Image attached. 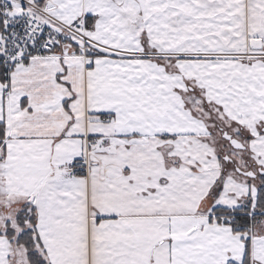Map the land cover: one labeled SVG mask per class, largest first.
Instances as JSON below:
<instances>
[{"label":"snow or ice","instance_id":"obj_1","mask_svg":"<svg viewBox=\"0 0 264 264\" xmlns=\"http://www.w3.org/2000/svg\"><path fill=\"white\" fill-rule=\"evenodd\" d=\"M0 264H264V0H0Z\"/></svg>","mask_w":264,"mask_h":264}]
</instances>
